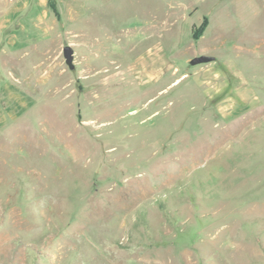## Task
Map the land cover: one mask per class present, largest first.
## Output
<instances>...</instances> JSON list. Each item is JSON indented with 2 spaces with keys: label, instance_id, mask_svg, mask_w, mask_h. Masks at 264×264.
Segmentation results:
<instances>
[{
  "label": "rangeland",
  "instance_id": "rangeland-1",
  "mask_svg": "<svg viewBox=\"0 0 264 264\" xmlns=\"http://www.w3.org/2000/svg\"><path fill=\"white\" fill-rule=\"evenodd\" d=\"M0 264H264V0H0Z\"/></svg>",
  "mask_w": 264,
  "mask_h": 264
},
{
  "label": "water",
  "instance_id": "water-1",
  "mask_svg": "<svg viewBox=\"0 0 264 264\" xmlns=\"http://www.w3.org/2000/svg\"><path fill=\"white\" fill-rule=\"evenodd\" d=\"M73 51L69 46H65L63 48V56L66 60V62L69 64L72 59Z\"/></svg>",
  "mask_w": 264,
  "mask_h": 264
}]
</instances>
